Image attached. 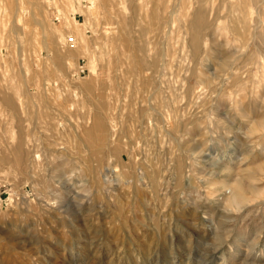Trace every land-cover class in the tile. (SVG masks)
<instances>
[{"label": "rangeland", "instance_id": "rangeland-1", "mask_svg": "<svg viewBox=\"0 0 264 264\" xmlns=\"http://www.w3.org/2000/svg\"><path fill=\"white\" fill-rule=\"evenodd\" d=\"M0 264H264V0H0Z\"/></svg>", "mask_w": 264, "mask_h": 264}, {"label": "bare ground", "instance_id": "bare-ground-1", "mask_svg": "<svg viewBox=\"0 0 264 264\" xmlns=\"http://www.w3.org/2000/svg\"><path fill=\"white\" fill-rule=\"evenodd\" d=\"M195 23L196 24L194 26V36L192 38V42H193L194 46H196L198 44V41H199V38H200V33H201V28H202V19H197V21ZM244 203H245V199H244V196H243V189L242 188L236 189L233 192V194L230 196L229 200H228L229 207L233 208V209L234 208H236V209L237 208H241V206L243 207ZM222 217L226 218L225 216H222ZM223 223L226 224L227 222L223 221Z\"/></svg>", "mask_w": 264, "mask_h": 264}, {"label": "built area", "instance_id": "built-area-1", "mask_svg": "<svg viewBox=\"0 0 264 264\" xmlns=\"http://www.w3.org/2000/svg\"><path fill=\"white\" fill-rule=\"evenodd\" d=\"M54 19L56 20V21H58V19L57 18H55L54 17ZM75 38L73 37V36H67L66 38H65V44L67 45V46H70L71 48H74L75 47ZM87 68L85 67V62H84V60L83 59H80L79 61H78V64H77V69H76V73H75V75L77 76V77H81V76H84L85 75V73L87 72Z\"/></svg>", "mask_w": 264, "mask_h": 264}]
</instances>
